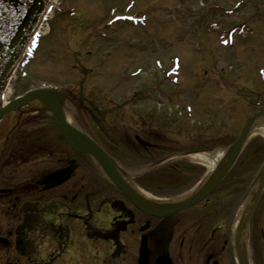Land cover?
Here are the masks:
<instances>
[{
    "label": "rangeland",
    "instance_id": "rangeland-1",
    "mask_svg": "<svg viewBox=\"0 0 264 264\" xmlns=\"http://www.w3.org/2000/svg\"><path fill=\"white\" fill-rule=\"evenodd\" d=\"M59 3L44 25L35 57L26 56L16 72L8 99L42 85L62 87L69 92L72 121L106 146L102 137L113 124L139 129L144 118L172 139L212 134L218 141L213 146L225 147L239 136L258 101L264 104V0ZM19 130L18 137H28V143L22 142L25 152L20 142L10 146L0 187L55 168L65 150L58 121L49 112L26 116ZM262 159L264 135L252 130L235 171H243L245 187ZM128 168L141 169L139 164ZM241 187L234 189L235 204ZM95 202L90 201L91 221L103 231L110 212L96 213ZM126 244L125 262L134 264L137 239L129 236ZM2 256L13 257L9 250ZM190 260L185 254L184 264H199L195 255Z\"/></svg>",
    "mask_w": 264,
    "mask_h": 264
},
{
    "label": "flooded vegetation",
    "instance_id": "flooded-vegetation-1",
    "mask_svg": "<svg viewBox=\"0 0 264 264\" xmlns=\"http://www.w3.org/2000/svg\"><path fill=\"white\" fill-rule=\"evenodd\" d=\"M263 108L264 104L255 112ZM143 119L139 129L113 124L102 137L108 146L93 138L122 167L129 169L131 164H139L141 169L133 182L154 200H175L198 187L222 160L229 145L216 148L213 145L217 137L212 134H188L185 140H175ZM27 138L16 134L11 145L20 142L17 146L25 152L22 142L28 143ZM63 142L65 150L60 151L62 157L55 168L0 187V252L9 250L13 256L7 260L0 257V264H116L120 257L124 258L120 264H126L129 236H135L139 245L134 264H139L143 237L147 264H157L165 255L174 264H184L185 254L191 260L195 255L199 264H225L232 259L236 264L234 224L264 159L256 162V175L246 187L243 171H239L240 175L235 172L239 156L222 182L201 202L170 216L157 217L135 207L102 173L86 167L64 139ZM69 162L75 169L68 180L57 186L41 182L48 173L67 167ZM3 166L4 160L0 169ZM240 185L242 191L235 204L234 189ZM86 187L91 190L85 191ZM91 199L96 201V213L104 209L110 212L108 227L103 231L91 221ZM250 239L253 263L264 264V189L252 219ZM101 242L107 244L101 246Z\"/></svg>",
    "mask_w": 264,
    "mask_h": 264
},
{
    "label": "water",
    "instance_id": "water-1",
    "mask_svg": "<svg viewBox=\"0 0 264 264\" xmlns=\"http://www.w3.org/2000/svg\"><path fill=\"white\" fill-rule=\"evenodd\" d=\"M51 0H0V162L11 137L22 119L38 111L52 113L66 141L77 157L90 169H97L110 183L125 194L140 210L159 217L170 216L187 209L214 191L222 182L239 157L248 137L258 122H264V110L254 114L244 125L239 137L229 145L222 160L214 171L194 190L171 201L154 200L142 194L133 183V176L124 170L96 141L82 125L72 123L67 117L69 95L59 88H36L12 101L3 108L1 96L17 61L42 21L46 6ZM13 121L8 123V115ZM77 121H79L77 119ZM95 167V168H94ZM74 167L50 174L44 182L54 185L66 181ZM264 189V165L251 184L242 211L237 220L233 236V248L238 264H252L250 250L251 224L259 197ZM147 244L143 237L139 264H147ZM157 264H173L170 257L163 256Z\"/></svg>",
    "mask_w": 264,
    "mask_h": 264
},
{
    "label": "bare ground",
    "instance_id": "bare-ground-1",
    "mask_svg": "<svg viewBox=\"0 0 264 264\" xmlns=\"http://www.w3.org/2000/svg\"><path fill=\"white\" fill-rule=\"evenodd\" d=\"M58 0H55L54 4L57 2ZM45 25V24H44ZM44 34H46V31H44ZM5 107V105L3 104V108ZM68 119H70V116L67 115ZM8 123H9V129H10V124L13 121V117L11 114L8 115ZM254 133H258V134H262L264 135V126L262 124H258L255 129H254Z\"/></svg>",
    "mask_w": 264,
    "mask_h": 264
}]
</instances>
